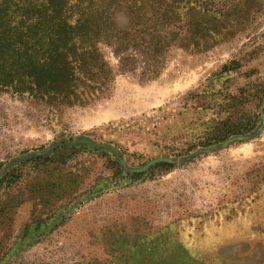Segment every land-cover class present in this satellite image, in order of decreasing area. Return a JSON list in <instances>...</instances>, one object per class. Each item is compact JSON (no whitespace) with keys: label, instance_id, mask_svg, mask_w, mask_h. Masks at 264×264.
<instances>
[{"label":"rangeland","instance_id":"obj_1","mask_svg":"<svg viewBox=\"0 0 264 264\" xmlns=\"http://www.w3.org/2000/svg\"><path fill=\"white\" fill-rule=\"evenodd\" d=\"M200 1L235 35L155 80L57 116L0 92V264H264V0Z\"/></svg>","mask_w":264,"mask_h":264},{"label":"trees","instance_id":"obj_2","mask_svg":"<svg viewBox=\"0 0 264 264\" xmlns=\"http://www.w3.org/2000/svg\"><path fill=\"white\" fill-rule=\"evenodd\" d=\"M222 17L200 0H0V92L49 116L90 106L118 75L142 68L152 81L173 49L203 53L231 38L235 24Z\"/></svg>","mask_w":264,"mask_h":264}]
</instances>
